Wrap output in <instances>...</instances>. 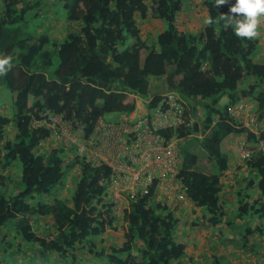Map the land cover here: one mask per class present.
<instances>
[{
	"label": "trees",
	"instance_id": "trees-1",
	"mask_svg": "<svg viewBox=\"0 0 264 264\" xmlns=\"http://www.w3.org/2000/svg\"><path fill=\"white\" fill-rule=\"evenodd\" d=\"M234 3L0 0V56L12 60L0 76L12 96L11 115H0V264H188L199 230L222 223L238 234L208 238L213 259L203 264H252L243 253L264 264V156L239 164L228 117L239 101L264 114V61H254L258 37H237L220 19L235 15ZM45 7L61 34L43 27ZM8 27L16 30L4 37ZM172 91L186 100L188 123L177 129L186 202L173 207L153 186L117 204L107 167L74 145L54 147L50 129L33 122L65 115L88 136L105 115L130 113L139 98L150 110Z\"/></svg>",
	"mask_w": 264,
	"mask_h": 264
},
{
	"label": "built area",
	"instance_id": "built-area-1",
	"mask_svg": "<svg viewBox=\"0 0 264 264\" xmlns=\"http://www.w3.org/2000/svg\"><path fill=\"white\" fill-rule=\"evenodd\" d=\"M130 113L117 114L115 120L100 119L93 133L84 136L83 126L65 115L45 111L35 126L51 131L54 147L59 142L74 145L79 156L93 166H105L107 190L121 205L138 194L148 193L153 186L155 197L173 207L186 202L178 179L181 162L178 156L177 129L188 125L187 102L176 91L160 95L158 104L149 110L148 100ZM255 101H239L228 107V117L239 130L232 135V145L240 163L264 156V114ZM189 117V116H188ZM172 129L171 135L163 132ZM230 171H224L226 180Z\"/></svg>",
	"mask_w": 264,
	"mask_h": 264
},
{
	"label": "rangeland",
	"instance_id": "rangeland-1",
	"mask_svg": "<svg viewBox=\"0 0 264 264\" xmlns=\"http://www.w3.org/2000/svg\"><path fill=\"white\" fill-rule=\"evenodd\" d=\"M48 9H49V7H45L44 8L45 11H47ZM52 15H53L52 12H48V17L49 18L45 20V23H44L43 27L46 26V25L47 26H51L52 25L51 27H53V28L49 29V32L50 33L53 32L56 35L61 34V24L59 23V24H57L56 27H54L53 26V20L50 19L52 17ZM263 24H264V22L261 23V25H263ZM14 30H16V29H11V27L10 28L9 27L6 28L4 30V37L6 36V34L8 32H13ZM259 33L260 34L257 37L260 39V43L262 45V48H260V50H259V52L257 54L256 61H261L262 62V61H264V48H263V46H264V32L259 30ZM13 40H14V38H13ZM1 42H2V40L0 41V43ZM11 108H12L11 92H10V90L8 88H6L5 86H2L0 84V115L9 117L11 115ZM117 114L118 113L107 114V115H105V119H107V120H115V119L118 118ZM14 164L17 167V170H16V173H13L11 175L12 179L15 176V174H16V176L18 174V177H19L20 170H21V166H20V164L17 161H15ZM11 178H10V180H11ZM229 181L231 182L230 184H232V183L234 184L235 178L233 180L231 179ZM229 186L230 185L228 184L226 189H228ZM65 188H67V187H65ZM228 207H229V205H228ZM196 215H197L196 212H192L191 211L189 216H190V218H194ZM177 216L182 217V214H179V212H178ZM181 227L184 228V229L186 228V227H184L182 225V223H181ZM237 228H238V225L228 226L225 223H222L218 227H214L213 229L212 228H205V229L199 230L197 238L194 239L195 243L192 244L193 247L192 246H188V248H187L188 251L191 252L190 254H192V260H187L186 263H188V264H200V263L203 264V262L206 259H211L213 257V253H212L213 251L211 252L209 250V248L206 246L207 239L209 238V239H211L212 242H214V241L217 240V236L219 234L222 237L223 236H225V237L227 236L229 238L233 237V236H235V234L237 232ZM184 237H185V234L181 232V238H184ZM201 242H204V244L202 245ZM230 248H231L230 245L228 247H226L227 250H230ZM24 258H25V260L27 259V255L26 254H25ZM77 259H82V256L79 254L77 256ZM242 259H243L242 263L243 262H249V263L255 264L253 262L254 259L251 258V256L249 254L243 253ZM79 262L82 263V260H79ZM35 263L44 264V262L39 257L35 258Z\"/></svg>",
	"mask_w": 264,
	"mask_h": 264
},
{
	"label": "clouds",
	"instance_id": "clouds-1",
	"mask_svg": "<svg viewBox=\"0 0 264 264\" xmlns=\"http://www.w3.org/2000/svg\"><path fill=\"white\" fill-rule=\"evenodd\" d=\"M226 3L228 0H216V6ZM230 13L235 15H221L220 19L226 27L233 29L235 36L252 40L260 34L259 25L264 22V0H235ZM206 23H212L211 18ZM11 68V57L0 56V76L6 75Z\"/></svg>",
	"mask_w": 264,
	"mask_h": 264
},
{
	"label": "crops",
	"instance_id": "crops-1",
	"mask_svg": "<svg viewBox=\"0 0 264 264\" xmlns=\"http://www.w3.org/2000/svg\"><path fill=\"white\" fill-rule=\"evenodd\" d=\"M259 26H260V27H259V30L262 31V32H264V28H263V27H264V24H263V25L260 24ZM263 48H264V46H263ZM256 57H257V56H256ZM256 57L254 58V61H256ZM256 62H258V63H262L263 61H262V62H261V61H256ZM141 101H142V100H138V102H137V106H138L139 104H141Z\"/></svg>",
	"mask_w": 264,
	"mask_h": 264
}]
</instances>
